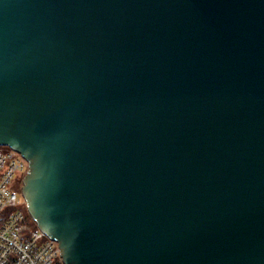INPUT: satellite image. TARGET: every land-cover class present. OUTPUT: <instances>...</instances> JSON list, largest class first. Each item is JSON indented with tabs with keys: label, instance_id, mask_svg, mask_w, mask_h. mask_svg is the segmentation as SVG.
Returning a JSON list of instances; mask_svg holds the SVG:
<instances>
[{
	"label": "water",
	"instance_id": "1",
	"mask_svg": "<svg viewBox=\"0 0 264 264\" xmlns=\"http://www.w3.org/2000/svg\"><path fill=\"white\" fill-rule=\"evenodd\" d=\"M0 146L63 264H264V0H0Z\"/></svg>",
	"mask_w": 264,
	"mask_h": 264
},
{
	"label": "built area",
	"instance_id": "2",
	"mask_svg": "<svg viewBox=\"0 0 264 264\" xmlns=\"http://www.w3.org/2000/svg\"><path fill=\"white\" fill-rule=\"evenodd\" d=\"M27 163L0 146V264H63L57 242L38 229L24 204L20 189Z\"/></svg>",
	"mask_w": 264,
	"mask_h": 264
},
{
	"label": "rangeland",
	"instance_id": "3",
	"mask_svg": "<svg viewBox=\"0 0 264 264\" xmlns=\"http://www.w3.org/2000/svg\"><path fill=\"white\" fill-rule=\"evenodd\" d=\"M11 187L14 188V185H11ZM54 264H56V263H54Z\"/></svg>",
	"mask_w": 264,
	"mask_h": 264
}]
</instances>
